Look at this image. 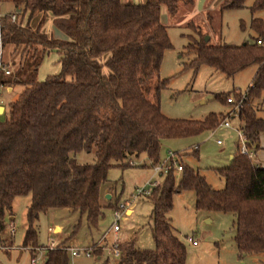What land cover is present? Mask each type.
Returning <instances> with one entry per match:
<instances>
[{
  "label": "trees",
  "instance_id": "obj_1",
  "mask_svg": "<svg viewBox=\"0 0 264 264\" xmlns=\"http://www.w3.org/2000/svg\"><path fill=\"white\" fill-rule=\"evenodd\" d=\"M178 1L0 0L13 7L0 15L2 49L10 47L9 54L17 52L19 59L18 67L0 82L23 85L9 103L8 117L0 121V241L5 221L13 215L14 198L27 194L22 246L37 244L34 222L40 212L52 208L78 211L96 227L103 217L100 188L110 168L133 166L142 154L153 165L165 140L198 135L223 120L224 115L213 112L200 120L170 118L161 112L160 92L168 78H160L158 72L171 43L159 5L174 14ZM244 1L223 0L219 7L236 9ZM260 9L264 0H254L250 11ZM47 16L66 39L41 29ZM249 27L251 39L240 45L203 39L187 44L194 57L184 68L196 70L204 64L232 76L256 66L236 117L247 147L255 151L264 137V18H251ZM52 49L59 54V72L33 79L25 72L27 57ZM233 92L238 100L239 90L214 97L227 103L226 95ZM80 151L93 152L94 161L78 162L74 154ZM192 154L197 155L196 148ZM178 162L182 166L178 177L170 170L148 196L153 247L138 248L130 237L118 244L115 262L106 257L99 264H185V244L173 232L167 213L173 196L189 190L194 192L195 209L234 214L239 260L264 253V167L237 148L226 166L214 169L224 182L214 189L197 169ZM66 248H48L43 264H68Z\"/></svg>",
  "mask_w": 264,
  "mask_h": 264
},
{
  "label": "rangeland",
  "instance_id": "obj_2",
  "mask_svg": "<svg viewBox=\"0 0 264 264\" xmlns=\"http://www.w3.org/2000/svg\"><path fill=\"white\" fill-rule=\"evenodd\" d=\"M129 1L144 3L146 0ZM222 1L179 0L174 14L167 11L165 4L159 5L160 21L166 27L171 43V47L163 52L158 72L160 78H168L166 88L160 92L161 112L167 117L200 120L213 112L222 114L225 118L230 114L233 106L222 103L214 97L215 94L228 93L232 90L235 92L239 90L242 94L251 83L255 65L248 66L232 76H227L204 64L196 70L191 67L184 68V65L194 57L192 52L187 51V44L207 38L205 41L210 44L240 45L250 40L253 35L249 27L250 19L264 18V9L253 13L250 11L254 0H245L239 8L224 10L219 7ZM5 3H0V12H3L7 5L11 6L10 3L7 2V5ZM47 18L48 16L43 21L41 29L55 38L66 39L65 34L53 26L50 20L47 21ZM36 21L37 17L32 20V25ZM10 49V47L2 49V61L10 62L11 66L7 65L9 69L17 68L19 60L16 57L17 52L9 54ZM58 58L59 54L53 49L46 51L43 55L38 52L31 57L28 56L25 61V72L33 79L43 80L47 75L59 72ZM36 62L37 66L34 68ZM103 70L106 71L107 68L104 67ZM6 76L1 72L0 80ZM6 86H0V105L5 109L0 114V121L8 117L9 103L23 88L20 83L15 85L7 83ZM8 87L11 89L8 90ZM228 96L234 97V92L226 95ZM258 114L262 115L263 112L260 111ZM229 123L228 127L218 125L215 129L203 131L195 136L165 140L160 148L159 160H162L168 151H178V154L175 153L177 161L181 159L187 165L197 169L212 188H222L223 179L214 169L226 166L230 161V155L236 152L240 143L236 116L231 117ZM194 148L197 149V155L192 154ZM74 158L78 162L89 163L94 161V154L80 151L74 154ZM178 175L179 172L175 176L178 177ZM107 178V182L100 188L99 201L102 205L103 217L99 219L97 227L89 226L84 214L78 211L52 208L46 212H40L34 222L37 232V244L34 246H22L26 227L25 213L30 203V195L15 197L12 203L13 216L11 219H6L3 232V243L12 247L7 251L0 249V263L31 264L30 259L35 256V264H41L52 241L56 242L55 246L64 244L68 248L80 247L91 241L90 230L94 240L101 234L106 235L107 248L111 246L115 238L118 243H121L130 237L134 238L138 248L153 247L151 201L144 196L134 197V194L137 187L159 180L160 176L153 170L148 158L142 154L134 159L133 166L125 169L110 168ZM107 195H110V198H107ZM194 198V192L190 190L176 193L173 196L172 208L167 213L173 232L185 244V264H264V253L247 254L242 261L238 262L233 241L234 214L197 210L194 207ZM120 202H123L131 212L123 211L124 218L119 219V231L115 234L112 230V211L115 208L111 205ZM76 224L77 227L74 230ZM10 225L15 229L13 236L8 234ZM49 226H52L51 233L47 231ZM56 227H60V230L55 231ZM187 237L196 239L197 244L188 242ZM28 247L32 249H27ZM40 247L43 249H35ZM109 256L110 261H116V257H113L111 253ZM103 257H106V252ZM96 260L93 254L71 256L68 253V264H96L99 262Z\"/></svg>",
  "mask_w": 264,
  "mask_h": 264
},
{
  "label": "built area",
  "instance_id": "obj_3",
  "mask_svg": "<svg viewBox=\"0 0 264 264\" xmlns=\"http://www.w3.org/2000/svg\"><path fill=\"white\" fill-rule=\"evenodd\" d=\"M0 15H1V13H0ZM10 18H11V20H14L15 19V13H11ZM1 55H2V44H1V27H0V73L3 72L5 75H8L10 73V69L2 61ZM244 97H245L244 93L242 92V94L238 100H235L232 96H228L226 98V102L228 104H231L233 106V109L231 110V112L228 116L223 118V120L219 123V125H222L225 127H228L230 125L229 119L233 116L237 117L240 106H241L242 99ZM237 132H238V137L240 139V143L237 146L238 151L241 154L247 155L256 164V160L254 158V152L247 147L244 135L242 134V132L238 128H237ZM217 143H219V140H217ZM151 166H152L153 170L156 173H158V175L160 176V179L152 181V182H148L147 184H145L141 187H137L135 189L134 197H140V196L148 197V196H150L152 189L159 184V182L161 181V178L164 175H166L170 170H174L176 173H178L182 170V166L179 164V162L175 158V152H173V151H168L166 156L162 160L157 161L156 163H154ZM127 210L131 211L129 208L126 207V205L123 202L118 203L117 206L115 207V209H113V211H112V213H113L112 230L115 234H117L119 231L118 221H119V219L124 218V216H122V213H123V211L126 212ZM8 218L11 219V217H8ZM48 231H52V227H48ZM14 232H15L14 227L12 225H10V227L8 229V234L13 235ZM187 241L194 244V245L197 244L196 239H194L193 237H187ZM118 244L119 243L117 242V240L115 238V240L112 242V244L110 246V253L113 257H117L119 254ZM10 247H12V246H10L8 244H4L3 241H0V249H9ZM55 247H57V246H55V242H53V241L48 246V248H55ZM28 249H32V248L28 247ZM35 249L40 250L43 248L40 247V248H35ZM66 249H67V252L71 256H78L80 254H83L84 256H90L91 251H92L91 247H81V248L80 247H74V248L73 247H69V248L67 247ZM35 261H36L35 256H32L30 259L31 264H35Z\"/></svg>",
  "mask_w": 264,
  "mask_h": 264
},
{
  "label": "crops",
  "instance_id": "obj_4",
  "mask_svg": "<svg viewBox=\"0 0 264 264\" xmlns=\"http://www.w3.org/2000/svg\"><path fill=\"white\" fill-rule=\"evenodd\" d=\"M1 3V2H0ZM3 3H5V2H3ZM7 3V2H6ZM5 3V4H6ZM7 5V4H6ZM13 9V7H12V4H11V6H8L7 5V7H5V12L3 11V12H0L1 14H3V13H7V12H10L11 10ZM51 21V17L50 16H48V18H47V21ZM0 86H2V87H5L6 86V84L7 83H3V82H0ZM14 85H15V83H13ZM7 87V86H6ZM11 89V87H8V90H10ZM1 107H2V111H1V113L0 114H2L3 112H4V107L2 106V105H0ZM264 137H261L260 138V140H259V147H258V149L256 150V151H254V154H255V160H256V164H258V165H260V166H263L264 167ZM263 144V145H260V144ZM260 149V150H259ZM231 156L232 155H230V158H231ZM100 197V196H99ZM109 198H110V195H109ZM128 211V210H127ZM126 211V212H127ZM131 212V211H130ZM12 216L13 215H11V216H9V217H11L12 218ZM98 223H99V221H98ZM98 223H97V226H98ZM96 226V227H97ZM49 227H52V226H49ZM55 231H59L60 230V227H56L55 229H54ZM47 231H48V228H47ZM52 231H48V233H51ZM15 233V232H14ZM92 230H90V236H91V241L89 242V243H87L86 245H82V246H80V247H91L92 249H93V247H94V249L96 248L97 249V252L96 253H94L93 252V250L91 251V254H93L94 256H95V258L97 259V260H99V262H97L96 264H99L104 258H106V257H110L109 255H110V246H109V248H107V245H106V235L105 234H101L98 238H96V240H94L93 238L94 237H92ZM14 235V234H13ZM12 235V236H13ZM95 237H97L96 235H95ZM56 243V242H55ZM64 245V244H63ZM28 249V248H27ZM2 250V249H1ZM3 250H5V251H7V249H3ZM104 252H106V257H103V254H104ZM103 257V258H102ZM43 258H44V256H43ZM102 258V259H101ZM238 258V257H237ZM244 259V258H243ZM96 260V261H97ZM239 261H242V260H239L238 259V262ZM41 264H43V261H42V263Z\"/></svg>",
  "mask_w": 264,
  "mask_h": 264
},
{
  "label": "water",
  "instance_id": "obj_5",
  "mask_svg": "<svg viewBox=\"0 0 264 264\" xmlns=\"http://www.w3.org/2000/svg\"><path fill=\"white\" fill-rule=\"evenodd\" d=\"M207 39V38H206ZM205 39V40H206ZM1 111H2V107L0 106V113H1ZM107 198H109V195H107ZM240 264H243V263H240Z\"/></svg>",
  "mask_w": 264,
  "mask_h": 264
}]
</instances>
